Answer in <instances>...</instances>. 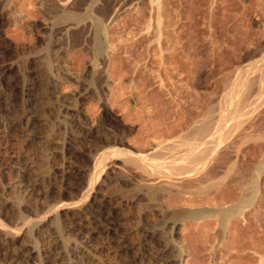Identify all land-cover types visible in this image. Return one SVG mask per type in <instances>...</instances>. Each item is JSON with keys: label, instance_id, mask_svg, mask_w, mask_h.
<instances>
[{"label": "rangeland", "instance_id": "obj_1", "mask_svg": "<svg viewBox=\"0 0 264 264\" xmlns=\"http://www.w3.org/2000/svg\"><path fill=\"white\" fill-rule=\"evenodd\" d=\"M263 57L264 0H0V138L17 124L0 152V264H264V94L237 125L231 106ZM206 144L183 185L120 158Z\"/></svg>", "mask_w": 264, "mask_h": 264}, {"label": "bare ground", "instance_id": "obj_2", "mask_svg": "<svg viewBox=\"0 0 264 264\" xmlns=\"http://www.w3.org/2000/svg\"><path fill=\"white\" fill-rule=\"evenodd\" d=\"M68 3V2H67ZM64 4V3H63ZM65 5H66V2H65ZM77 16L76 15H73L69 12H64L63 15H62V19L65 21V22H68L69 20L71 19H76ZM95 26H96V31H97V37L99 38L100 35H101V32H102V23L99 19L97 18H94L93 20ZM100 39V38H99ZM99 41V40H98ZM98 43V42H97ZM102 43V42H101ZM100 44V41L98 43V45ZM101 45V44H100ZM100 48V47H99ZM101 49V48H100ZM98 51V50H97ZM4 70L3 67H0V71ZM0 72V73H2ZM253 72H257L255 74H253ZM240 74V73H238ZM243 74V73H242ZM239 77V76H238ZM236 78V76H235ZM240 82H239V90H238V93H236V96L234 98V100L232 101L231 103V106H232V112L235 114V120H233V125H237L241 119L245 116H247L248 114H250V112H252V108L253 106L251 104H255L257 101L253 100H249V97H251V94L253 93L254 89L256 88L258 90L257 94H259L260 97L263 96L264 94V84H262L263 80H264V57L260 60V62L258 64H251L249 65L246 69H245V73L240 77ZM237 83V82H236ZM236 86V85H235ZM237 88V87H236ZM260 92V93H259ZM233 94V93H232ZM256 95V94H255ZM231 98V97H230ZM257 98V99H258ZM229 100V99H228ZM227 101V99H226ZM230 102V101H229ZM226 105V104H225ZM226 107H228L226 105ZM230 109V108H229ZM228 109V110H229ZM227 111V110H226ZM223 112V111H222ZM228 113V111H227ZM222 114V113H221ZM234 114H233V117H234ZM222 116V115H221ZM230 116V115H229ZM232 117V116H231ZM223 118V116H222ZM234 119V118H233ZM226 120V119H225ZM8 121V120H7ZM209 121V120H208ZM227 121V120H226ZM230 121V118L228 119L227 123ZM9 122V121H8ZM218 122H219V118H218ZM224 122V121H223ZM202 123V124H201ZM199 126H197L195 129H194V132L195 133H200L201 135H204V136H207L209 135V133L211 132V127H210V122H207L206 119L201 122ZM8 124V123H7ZM232 124V123H231ZM216 125H218L216 123ZM224 125V124H223ZM17 124L14 123V122H10L9 126H7V131L4 133V135L1 136L0 138V152L2 150H4L5 152L6 151H9L10 149H13L14 148V138L12 136V132H13V129L14 127H16ZM230 126V124H229ZM232 126V125H231ZM230 126V127H231ZM215 127V126H214ZM217 127V126H216ZM220 127V126H219ZM218 127V129H219ZM225 127V126H224ZM230 127H228V129H230ZM5 128V129H6ZM226 128V127H225ZM232 128V127H231ZM214 130V129H213ZM217 130V128H216ZM219 131V130H218ZM4 132V131H2ZM217 132V131H216ZM214 132V133H216ZM222 133V131L220 132ZM200 135V136H201ZM211 135H216V134H211ZM225 136V135H224ZM202 137V136H201ZM200 137V138H201ZM216 137V136H215ZM212 139L214 138L211 137ZM210 138V139H211ZM221 138V137H220ZM219 138V139H220ZM204 139V138H203ZM209 139V140H210ZM33 141V140H32ZM205 141V139H204ZM203 141V142H204ZM208 141V140H207ZM196 142V141H195ZM202 142V141H201ZM206 142V141H205ZM209 142V141H208ZM177 143V142H176ZM207 143V142H206ZM210 146H211V142H209ZM198 146H199V143H197ZM204 144V143H203ZM212 144H213V141H212ZM175 145V142H170V143H166L164 144V146H162L161 148H167V147H173ZM201 145V143H200ZM207 145V144H206ZM204 145V148L200 147V149H197V145L195 147H193V149H189L190 152L187 155H189L191 158L193 157L194 158V161L192 159L191 161V158L189 159L190 162H196L197 161V164L194 166L192 163L193 166H190V165H187L186 164V161H184L186 159V156L184 157H179V158H169L170 160H167L165 159L163 163H160V162H156L155 164L154 163H149L150 160L147 161V158L148 157L146 154L143 155H140V156H137V157H131V156H120L119 154H117L118 150L115 149V148H112L110 149V151H105L104 153L100 154L96 161H95V171L96 173H98V175L100 176L101 175V171L105 165V162L106 160L110 157V156H120V158L124 159L125 162H129L135 166H137L138 168H141L143 169V171L147 172L148 174V179H150V176H156L157 178L158 177H170V175H176L177 177H172L173 179H171V181L177 179L179 181L180 184H184V175L187 174V173H190L195 167H197L198 165H202L204 163H207L209 160H212L213 156H214V145L213 147H208V145L206 146ZM217 145V144H216ZM215 145V146H216ZM206 146V147H205ZM183 147V146H182ZM160 148V146L158 147ZM17 149V148H16ZM154 150H157V149H154ZM179 150V149H178ZM19 151V150H18ZM21 151V150H20ZM181 151V150H180ZM172 153V152H170ZM179 154V153H178ZM216 154V152H215ZM132 155V154H131ZM146 155V156H145ZM173 155H176V154H173ZM182 155V154H181ZM1 156V155H0ZM5 156V154H3V157ZM136 156V155H135ZM167 156V155H166ZM7 157V156H6ZM5 157V158H6ZM172 157V156H171ZM185 158V159H184ZM187 159H188V156H187ZM196 159V161H195ZM5 159H1L0 160V181H1V184H2V178L3 177H6L7 174H9L8 172L6 171H9V170H6L5 167L3 166H6V165H3V161ZM28 160V159H26ZM167 160V161H166ZM189 160H187L189 162ZM29 161V160H28ZM185 162V164H184ZM7 162H5L6 164ZM27 164V163H26ZM26 164H24V168L26 166ZM189 164V163H188ZM3 165V166H2ZM8 165V164H7ZM8 167H10L8 165ZM9 169V168H8ZM7 173V174H6ZM104 173V172H103ZM206 175V172H204L202 174V177H204ZM4 179V178H3ZM170 181V180H168ZM174 182V181H173ZM177 182V181H176ZM35 183V182H34ZM90 183V182H89ZM33 184V183H31ZM36 184V183H35ZM34 184V185H35ZM177 184V183H176ZM178 184V185H180ZM37 185V184H36ZM149 185V184H148ZM151 185V184H150ZM149 185V186H150ZM30 186V185H29ZM32 186V185H31ZM91 189L88 190V192L85 194V199L86 197H90L91 195V190L94 188V183L92 182L91 183ZM33 187V186H32ZM34 190V189H33ZM151 190V189H150ZM96 197V196H95ZM91 201V200H90ZM87 199L86 201H84L83 203H81L82 205H85V207L81 208L83 209V213L84 215L87 214V212H89V203L87 204ZM93 204V202L91 203ZM81 206V205H80ZM19 209V208H18ZM72 209V208H71ZM69 210V209H68ZM81 211V210H80ZM80 213V212H78ZM83 213H80L78 218H80V216L82 217L83 216ZM6 217V216H5ZM4 217V218H5ZM8 217V216H7ZM87 218V217H85ZM81 221V220H80ZM44 221L43 220H38V222L34 223L35 226H40ZM9 230V229H8ZM31 231V225H29V227H22L20 228L19 231H11L9 230V234L10 236L12 237V240H15V241H18L20 240L21 238V235L24 234V236L26 234H28V232ZM4 234H8L7 232V229L5 228L4 224L0 223V236L4 235ZM29 236V234H28ZM4 238V237H3ZM11 239V238H10ZM33 244V243H32ZM61 244H62V247L65 248V252H66V243L64 241V239H62L61 241ZM36 245V244H34ZM38 246V245H37ZM33 247V246H32ZM36 247V246H35ZM39 247V246H38ZM9 248L5 245V243H3V239L2 237H0V256L1 254H8L9 253ZM46 248H44L43 246L42 247H39V248H33L32 250V256L35 255V256H43L44 254H46ZM48 253V252H47ZM11 254V252H10ZM48 255V254H47ZM58 255V254H57ZM5 257V256H4ZM57 258V257H56ZM162 258V257H161ZM1 262V261H0ZM92 263V262H91ZM47 264V263H46Z\"/></svg>", "mask_w": 264, "mask_h": 264}]
</instances>
